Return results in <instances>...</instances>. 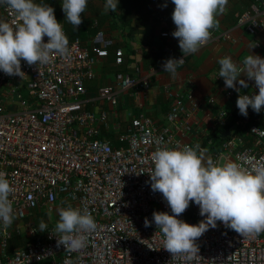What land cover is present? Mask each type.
Here are the masks:
<instances>
[{
    "label": "built area",
    "instance_id": "built-area-1",
    "mask_svg": "<svg viewBox=\"0 0 264 264\" xmlns=\"http://www.w3.org/2000/svg\"><path fill=\"white\" fill-rule=\"evenodd\" d=\"M3 13V21L18 23L5 5ZM238 23L249 34H263L264 0L251 2L238 14ZM68 42L67 58L53 53L51 63L37 66L21 60L26 74L22 79L0 71V171L14 188L9 199L15 216L6 232L0 222V264H264V232L241 237L219 221L196 241L199 252L191 261L171 256L163 248L164 236L152 214L172 212L162 194L150 187L151 156L158 147L199 144L213 160L223 156L249 169L264 164V108L256 113L249 107L246 117L237 106L235 114L219 110L210 129L201 131L202 139L186 140L196 126L201 103L192 90L166 84L170 102L164 122L158 125L138 113L128 120L116 145L106 133L110 130L108 112L86 108L84 99L85 81L93 77L95 64L108 50L85 46L77 38ZM122 57L121 48L115 49L116 64L122 63ZM148 79L141 66L135 65L128 72H116L114 83L100 86L98 96L115 106L121 93L147 88ZM215 80L235 103L238 95L258 93L251 79L246 88L225 87L218 73ZM9 97L14 99L8 104L5 99ZM206 101L214 103L215 98L207 96ZM226 129L229 132L222 137ZM58 200L64 208L71 205L94 217L97 229L87 235V246L69 252L57 245L55 223H46L48 230L41 232L31 222L24 232L25 242L10 250L11 241L24 235L15 221L42 209L53 212ZM177 218L189 224L205 219L192 202Z\"/></svg>",
    "mask_w": 264,
    "mask_h": 264
},
{
    "label": "clouds",
    "instance_id": "clouds-1",
    "mask_svg": "<svg viewBox=\"0 0 264 264\" xmlns=\"http://www.w3.org/2000/svg\"><path fill=\"white\" fill-rule=\"evenodd\" d=\"M172 3L175 5L172 21L176 26L172 35L178 40L183 58L196 54L211 40V30L218 26L217 17L226 12L228 0H172ZM0 4L18 17V23L13 24L0 20V71L22 79L26 74L21 70V60L29 66L47 65L53 53L63 58L70 55L68 38L53 7L34 0H0ZM87 5L88 0H62L65 18L74 29L83 22L81 14ZM117 8L118 0H106L105 12H115ZM45 36L47 42H44ZM255 46L256 43L250 44V50ZM183 58L167 59L163 70L176 76ZM218 64V76L223 78L227 88H236L237 82L247 86L246 81L240 79L241 74L255 81L258 93L238 95L236 106L245 117L249 107L259 113L264 108V58L249 54L237 64L230 56H225ZM151 160L154 168L150 173V187L162 194L172 212L170 215L154 211L152 217L164 236L163 248L171 256L180 255L191 261L199 252L196 241L209 228H215L218 221L241 237H255L264 232V164L249 169L223 156L213 160L207 148L199 144L182 148L158 147ZM13 192L6 173L0 171V222L5 232L15 219L13 202L9 199ZM190 202L198 205L199 214L205 217L198 224L177 218L187 210ZM58 215L57 245H63L69 252L85 248L87 235L97 229L92 214L69 205L60 208ZM144 224L150 226L147 218ZM38 230L44 232L48 225L41 221Z\"/></svg>",
    "mask_w": 264,
    "mask_h": 264
},
{
    "label": "crops",
    "instance_id": "crops-1",
    "mask_svg": "<svg viewBox=\"0 0 264 264\" xmlns=\"http://www.w3.org/2000/svg\"><path fill=\"white\" fill-rule=\"evenodd\" d=\"M253 1L228 0L226 12L217 17L218 26L211 30V40L198 53L185 56L182 66L177 68V75L172 76L163 70L164 62L169 58L183 57L178 40L172 35L176 28L172 21L175 7L172 0H118L115 12L104 11L106 0H88L87 8L81 14L83 22L78 29L67 22L62 0H34L53 7L57 21L63 23L69 36L79 39L85 46L105 47L108 50V55L95 64L93 77L85 81L84 99L86 108L108 112L110 130L106 133L116 145L118 135L125 130L128 120L138 113L150 116L158 125L164 122L170 102L165 91L166 84H171L173 89L179 85L182 90H192L201 103L196 112V126L186 134V140L202 139L201 131L210 129L212 117L219 110L236 113L235 101L227 99L215 75L219 72L218 60L225 56H230L237 64L242 63L249 54L264 58V33L249 34L238 23V14ZM0 20H4L3 4H0ZM163 31L168 32V35L162 36ZM252 43H256V46L250 50L249 45ZM117 48L123 52L121 64L115 63ZM135 65H140L142 73L148 75V87L133 88L121 93L115 106L102 101L98 96V88L113 84L116 72H128ZM240 79L245 80L246 85L250 82L243 74ZM236 86L247 87L238 82ZM207 96H213L215 102L208 103ZM57 202L53 211L56 210L58 215V210L64 206L60 201L58 208ZM34 212L36 214L32 212L33 215L27 214L25 219L15 221L22 228L23 234L29 223L39 225L41 221H48L39 215L43 212ZM58 220L59 217L53 223L56 225ZM26 238L25 234L14 238L10 250L24 243Z\"/></svg>",
    "mask_w": 264,
    "mask_h": 264
},
{
    "label": "rangeland",
    "instance_id": "rangeland-1",
    "mask_svg": "<svg viewBox=\"0 0 264 264\" xmlns=\"http://www.w3.org/2000/svg\"><path fill=\"white\" fill-rule=\"evenodd\" d=\"M14 99V97H9V98H7V99H5V101L9 104L10 102H11V100H13ZM60 201H58L57 202V206H58V208H60ZM62 206V205H61ZM43 212L42 214H39V215H42V217L43 218H46L45 220L47 221V222H45V223H52V222H55L56 220H57V218L59 217V215H57V212H56V210L55 211H53L52 213H47V211H45V210H38L37 212ZM33 213H35L36 214V212H33ZM33 213L31 214V215H33ZM23 226H25V225H23Z\"/></svg>",
    "mask_w": 264,
    "mask_h": 264
},
{
    "label": "trees",
    "instance_id": "trees-1",
    "mask_svg": "<svg viewBox=\"0 0 264 264\" xmlns=\"http://www.w3.org/2000/svg\"><path fill=\"white\" fill-rule=\"evenodd\" d=\"M66 31H67V29H66ZM66 33H67V38H68L69 40L75 39V37H73V36H69L68 32H66ZM213 136H215V133L213 134ZM215 138H218V136H215ZM229 229H230V228H229Z\"/></svg>",
    "mask_w": 264,
    "mask_h": 264
},
{
    "label": "water",
    "instance_id": "water-1",
    "mask_svg": "<svg viewBox=\"0 0 264 264\" xmlns=\"http://www.w3.org/2000/svg\"><path fill=\"white\" fill-rule=\"evenodd\" d=\"M228 132H229L228 129L224 130L221 136H222V137H225V136L228 134Z\"/></svg>",
    "mask_w": 264,
    "mask_h": 264
}]
</instances>
